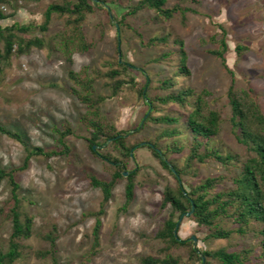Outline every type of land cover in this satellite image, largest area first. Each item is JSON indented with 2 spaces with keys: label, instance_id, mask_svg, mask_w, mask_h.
Returning <instances> with one entry per match:
<instances>
[{
  "label": "rangeland",
  "instance_id": "1",
  "mask_svg": "<svg viewBox=\"0 0 264 264\" xmlns=\"http://www.w3.org/2000/svg\"><path fill=\"white\" fill-rule=\"evenodd\" d=\"M104 1L119 17L126 11V8H122L126 2L133 6L139 0ZM49 3L50 0L37 3L17 1L14 9L3 8L9 16L1 20L0 24H40L43 11ZM174 3L190 9L184 12L183 18L176 13L169 20L160 17L152 21L156 12L143 9L136 15L128 16L127 26L122 27L121 31L109 19L104 8H96L86 15L82 25L87 40L93 45L89 51L74 52L71 63H66L62 55L48 45L54 34L62 28V19L52 15L46 32L32 27L29 32L22 34L25 38L43 35L47 46L12 57L10 64L2 67L0 125L20 133L29 147L45 150L61 148L56 130L60 131L64 125H68L72 133L63 139L69 148L67 155L50 158L35 155L24 169L14 172L19 184L18 195L24 199V211L32 215L33 222L32 234L22 240V254L13 264H50L49 258H38L35 252L49 249V243L43 236L53 226L56 229L54 256L59 264H83L92 243L91 231L95 217L87 213L98 211L102 193L90 184V175L109 180L110 170L106 162L92 155L88 149L86 139L89 132L82 122L87 107L70 91L74 85L68 78V71L78 72L86 67L88 74L95 76L97 71L104 73L116 68V58L127 63L130 69L117 77L123 78L126 83L120 86L116 94L111 96V90L106 85L110 79L95 78L93 86L96 94L107 97L99 106L101 115L117 130L128 131V144L149 142L164 128L163 125L147 121L138 131L133 130L142 125L148 111L138 92L146 82V77L149 81L146 92L148 98L188 87L195 92L206 90L210 93L207 97L209 106L219 111L223 119L215 142L220 144L223 152L243 153L228 123L230 106L227 91L232 82L235 90L250 89L264 113V0H168L163 8H171ZM220 28L226 32V65L211 54L212 50L219 47ZM168 33L166 42L148 44L149 39ZM174 38L182 41L188 75L176 76L179 61L176 52L178 45L172 41ZM163 53H169V56L157 59ZM165 78L172 79L173 86L157 88L159 81ZM155 105L157 109L153 110L154 116L178 114L177 125L183 128L186 107L159 102ZM186 139L182 131L176 140L182 143ZM166 141L164 139L162 143ZM99 150L100 153L117 155L110 145ZM25 154L20 142L0 133L1 167L8 170L19 168ZM185 155L186 147L180 154H172L170 158L181 166ZM124 161L127 170L138 169L132 200L123 207L126 180L119 179L111 190L103 213L99 215V246L87 264H139L143 256H163V243L155 234L169 216L170 206H161L162 192L166 185L175 184L174 178L145 146L135 147L133 156ZM195 166L196 176L182 178L185 185H196L206 177L225 173L221 165L212 161ZM235 171L236 168L233 169ZM229 185L225 180L218 187ZM9 198V186L3 180L0 183V248L3 250L7 249L10 232V222L6 217L11 205ZM179 218L174 216L175 220ZM179 224V238L190 239L194 236V246L199 250L240 252L249 249L250 253L243 264H264L259 255L258 222H253L245 233L233 232L229 237L220 239L207 238V228L196 226L189 215L182 216ZM221 226L234 227L228 221ZM172 253L179 255L183 264H197V261L188 259V251L184 247L173 249ZM211 262L218 264L213 260Z\"/></svg>",
  "mask_w": 264,
  "mask_h": 264
},
{
  "label": "trees",
  "instance_id": "2",
  "mask_svg": "<svg viewBox=\"0 0 264 264\" xmlns=\"http://www.w3.org/2000/svg\"><path fill=\"white\" fill-rule=\"evenodd\" d=\"M17 1L37 3L42 0H0V21L9 16L4 13L3 8L14 9V4ZM167 1L139 0L133 6H129L126 2L122 7L126 8V11L117 17L104 0L97 2L92 0H50L43 11V19L40 24L21 25L15 22L4 26L0 24V71L3 66L10 64L12 57L28 54L33 48L42 49L47 46L43 35L25 38L22 34L29 32L32 27L37 28L42 33L46 32L52 15L62 19L63 26L54 34L48 45L53 51L60 53L66 63H71L74 52L89 51L93 45L91 41L87 40L82 27L88 13H92L96 8H104L109 19H112V22L121 31L122 27L127 26V17L136 15L143 9H151L156 12L152 21H157L160 17L169 20L176 13H179L183 18L184 12L190 10L187 7H181L179 3H174L171 8H163ZM225 34L226 32L221 29L218 40L219 47L211 51V54L218 57L223 65H226L224 53L227 50ZM137 35L139 36V34ZM168 36L169 33L166 36L153 37L148 40V44L166 42ZM172 41L178 45L176 52L179 66L176 76L188 75L189 71L185 65L186 53L182 47V41L176 38ZM167 56L169 53H163L157 59H163ZM114 66L116 68H110L104 73L97 71L95 76L89 75L86 67L78 72L68 71L67 73L69 80L74 85L70 91L87 107L82 122L89 132V137L86 139L88 149L92 155L106 162L110 170L109 180L90 175V184L101 190L102 199L98 211L87 213L94 216L95 221L91 231L92 243L89 252L84 256L83 264H87V260L94 256L98 250L101 226L99 215L103 213V207L110 199L111 190L119 179L125 178L126 180L123 207L125 208L132 200L135 187L134 178L138 169L127 170V164L124 160L130 159L133 156L134 148L139 145L147 147L175 181L173 186L166 185L162 192L161 206L164 207L168 204L170 212L155 234V237L163 243L161 248L163 256H143L139 264H183L180 256L172 253L173 249L180 247L186 248L188 259H192L193 262L197 261V264H213L211 260L218 264H243L246 261L250 253L249 249H243L240 252H227L224 249L202 251L192 246L191 238L176 239L174 231L178 232L180 224L176 226L178 220H175L174 216H184L191 210L192 206L193 210L189 217L196 226L207 228V238L220 239L229 237L233 232L245 233L253 222L260 223L258 246L259 255L264 260V113L255 101L251 90H235L232 82L227 91L230 106L228 123L236 142L243 148L241 155L229 151L223 152L220 144L215 142L223 119L219 111L209 106L207 97L210 93L208 91L195 92L188 87L169 92L164 96L155 95L148 98L146 96L149 88L148 77L138 91L141 99L147 105L148 111L142 125H138L133 130L138 131L147 121L163 125L164 128L149 142L128 144V131L117 130L107 118L101 115L99 106L107 97L96 94L93 86L95 78L110 79L106 85L111 90V96L116 94L120 86L126 83L123 78L117 77L123 75L130 67L117 58L114 60ZM173 84L172 79L165 78L159 81L157 88L166 89ZM158 102L163 105L173 103L179 107L187 108L183 117V128L180 129L177 125L179 123L178 114L153 115V110L157 109L155 103ZM56 131L58 134L57 141L61 144V148L45 150L41 147H29L20 133L10 131L0 125V133L20 142L26 152L19 168L8 170L0 166V183L4 180L8 184L11 202L6 212V217L10 222L7 249L0 248V264H13L22 254L24 248L22 240L28 239L32 234L33 217L24 211V199L18 195L19 184L15 179L14 172L24 169L29 159L35 155H41L45 158L67 155L69 148L63 139L72 133L71 128L64 125L62 130ZM182 131L186 134L187 139L179 143L176 139L182 135ZM164 139L168 141L162 143ZM108 145L117 152V155H112L110 152H99L100 148ZM93 146L96 147L93 148ZM185 147L186 155L182 165L179 166L173 162L170 156L180 154ZM208 161L221 165L225 169V173L206 177L196 185L183 183L182 178L184 176H196L197 167L195 164ZM234 168H236L235 172H233ZM123 172H128V174L124 176ZM225 180L230 185L225 188L218 187ZM227 221L231 222L234 227L225 228L221 226L223 222ZM55 230V226H53L43 236V239L49 243V249L35 252V256L38 258H49L50 264H59L54 256Z\"/></svg>",
  "mask_w": 264,
  "mask_h": 264
},
{
  "label": "water",
  "instance_id": "3",
  "mask_svg": "<svg viewBox=\"0 0 264 264\" xmlns=\"http://www.w3.org/2000/svg\"><path fill=\"white\" fill-rule=\"evenodd\" d=\"M95 147H96V146H93V148H95ZM131 154H132V153L130 152V155H131ZM127 174H128V172H123V175H124V176H126ZM192 210H193V206H192L191 210H190L189 212H187L185 215L188 216V215L192 212ZM180 219H181V217L178 219V222L176 223V226H178V224H179V222H180ZM174 235H175L176 239H180L179 236L177 235V231H176V230L174 231ZM191 240H192V243H193V246H194V244H195V242H196L195 237L192 236V237H191Z\"/></svg>",
  "mask_w": 264,
  "mask_h": 264
}]
</instances>
